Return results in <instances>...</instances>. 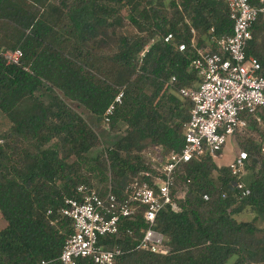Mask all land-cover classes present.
I'll use <instances>...</instances> for the list:
<instances>
[{
  "label": "trees",
  "instance_id": "trees-1",
  "mask_svg": "<svg viewBox=\"0 0 264 264\" xmlns=\"http://www.w3.org/2000/svg\"><path fill=\"white\" fill-rule=\"evenodd\" d=\"M178 1L171 0L169 10L163 0H59V5L0 0V109L12 122L0 134V212L6 220L0 229V264H60L75 231L60 208L65 198L79 195L81 184L96 186L87 169L102 175L105 183L97 186L102 194L111 182L124 199L133 178L152 170L146 152L157 146L163 153L184 147L191 101L180 89L199 85L192 65L197 49L212 46L217 52L216 39L232 34L234 21L228 0ZM123 8L145 40L124 32ZM63 14L73 40L59 32ZM108 43L109 55L103 52ZM7 49L23 51L20 64L7 62L2 55ZM247 54L264 62L263 15L254 23ZM97 56L110 64L113 80L100 77L104 62L96 64ZM43 86L62 90L104 123L107 108L123 90V101L107 124L116 128L125 122L127 135L104 154L88 156L99 142L97 134L60 96L44 101L39 94ZM258 113L261 122L250 116L248 127L234 136L250 128L263 133L264 109ZM263 143L251 138L243 145L252 170L250 182L243 179L247 195L232 189L236 176L230 166H219L209 151L183 165L172 188L182 210L166 207L154 225L166 238L167 254L137 248L141 228L148 226L142 213L120 233L100 237L99 244L121 249L115 264H264ZM247 210L257 217L237 218Z\"/></svg>",
  "mask_w": 264,
  "mask_h": 264
},
{
  "label": "built area",
  "instance_id": "built-area-1",
  "mask_svg": "<svg viewBox=\"0 0 264 264\" xmlns=\"http://www.w3.org/2000/svg\"><path fill=\"white\" fill-rule=\"evenodd\" d=\"M228 6L234 21L232 34L216 39L217 52L197 49L198 56L192 65L200 83L195 88L180 89L181 95L191 101L184 147L163 153L162 147L157 146L154 151L146 152L147 164L152 170L142 171L133 178L125 190L124 199L114 192L111 182L104 194L97 186L81 184L77 188L78 196L65 198L60 214L72 220L75 231L66 240L60 264H80L81 261L115 264L121 249L104 248L99 244L100 237L120 233L121 227L135 221L139 213L143 214L148 226L141 228L143 237L137 248L167 254L166 238L154 225L158 214L166 207L174 212L182 210L179 202L173 199L172 188L183 165L207 151L216 158L229 136L248 127L250 116L261 122L258 112L264 109V62L248 55L247 47L253 36L254 23L264 16V0H257V3L228 0ZM171 37L168 35L166 40ZM185 48V44L180 46L181 50ZM148 49L146 47L145 51ZM2 55L9 64L18 65L23 51L7 49L2 51ZM174 80L175 77L172 82ZM123 95L124 91H119L107 108L104 115L106 124L116 106L122 103ZM261 150L264 154V143ZM247 158V153L241 150L229 165L236 176L231 183L232 189L242 190V195L250 193L243 181ZM143 176L147 179H142ZM205 199H208L207 195ZM126 232L136 238L130 227ZM52 263L53 260H42L39 264Z\"/></svg>",
  "mask_w": 264,
  "mask_h": 264
},
{
  "label": "rangeland",
  "instance_id": "rangeland-1",
  "mask_svg": "<svg viewBox=\"0 0 264 264\" xmlns=\"http://www.w3.org/2000/svg\"><path fill=\"white\" fill-rule=\"evenodd\" d=\"M148 0H144V2H147ZM50 3L59 5V0H49ZM165 7L170 10V2L171 0H163ZM180 2V0L178 1ZM173 11V10H171ZM122 14L125 16V25H124V32L126 34L139 36L141 40H145L146 34L144 32H138L135 26H133L130 22V12L127 8H123ZM58 29L59 32L62 33L66 39L73 40L74 34L72 31L71 26L69 25L68 18L66 15H61L59 21H58ZM61 34V35H62ZM153 42L151 41V44ZM110 43L106 44L104 46V53L107 55L111 54L113 51L112 46H109ZM146 47H150V42ZM212 46H207L204 49H211ZM67 50V49H66ZM68 51V50H67ZM96 64L97 61L99 63L104 62L101 69V76L108 75L110 80H113L114 72H109V69L111 68L110 64L107 62L105 57H98L96 58ZM99 70V68H98ZM108 85L111 82H107ZM39 94L41 95L42 99L46 102H49L54 96H60L73 110L78 112L87 122L88 124L93 128L95 133L98 136V144L89 152L88 156L90 157H96L98 154H104L106 149H109L113 147L116 143H118L123 137L127 135V127L128 124L125 122H120V125L116 128H113L112 126L104 123L103 121H100L96 114L91 112L88 108L81 105L80 103L70 99L68 96L64 94V92L54 86H52L51 89H47L45 86L41 88L39 91ZM12 126V122L10 118L0 109V134L6 132L10 127ZM264 127V126H263ZM263 133H258L255 130H252L251 128L247 130L245 133L237 134L236 136H229L227 138V142L224 146L223 151L216 157L213 158L215 162L219 166H229L236 156L239 154V151L244 150L243 145L250 140L251 138L256 139L259 142L264 141V129L262 131ZM28 142H32V140H29ZM74 159V158H73ZM90 168V167H89ZM87 175L92 176L93 183L96 186H102L101 184L105 183L104 180H102V175L99 173V171L95 170H89L87 169ZM252 177V170L247 168L243 176V179L246 183H249ZM255 212L252 210H247V212L243 213L241 216L236 215L238 219L241 220H253L257 215L255 216ZM258 222H261L258 219ZM264 226V222L262 224ZM3 227V225H0V229ZM258 264V263H253Z\"/></svg>",
  "mask_w": 264,
  "mask_h": 264
},
{
  "label": "crops",
  "instance_id": "crops-1",
  "mask_svg": "<svg viewBox=\"0 0 264 264\" xmlns=\"http://www.w3.org/2000/svg\"><path fill=\"white\" fill-rule=\"evenodd\" d=\"M6 224V220L4 219L3 215L0 212V225H5Z\"/></svg>",
  "mask_w": 264,
  "mask_h": 264
}]
</instances>
